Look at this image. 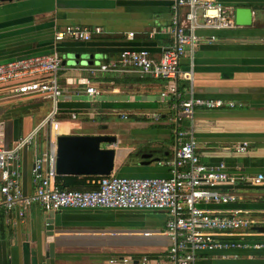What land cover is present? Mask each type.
<instances>
[{"label": "crops", "instance_id": "obj_1", "mask_svg": "<svg viewBox=\"0 0 264 264\" xmlns=\"http://www.w3.org/2000/svg\"><path fill=\"white\" fill-rule=\"evenodd\" d=\"M219 1L234 7H250L252 23L233 29L199 31L215 36V40L197 47L192 58V80L179 77L176 83L184 97L223 99L233 106L213 110L195 108L190 116H181L177 123L174 116L180 109L174 110L169 96L160 95L174 80L135 71L87 70L100 63H112L123 49H145L158 57L173 42V19L181 20L185 11L173 8L170 3L160 0L0 2V62L58 53L65 60L58 74L62 94L57 105L63 119L59 131L114 135V174L169 177L171 167L163 163L174 158L175 129H190L200 161L208 166L224 162L227 171L237 178L234 185L215 187L219 192L235 194L237 200L200 206L218 215L240 210L254 220L250 227L254 236L250 240L264 241V233L259 230L264 226V187L246 180L248 176L264 173V0ZM72 25L86 27L91 31V39L80 42L54 39L56 31ZM189 63L190 57L185 56L180 66L187 70ZM86 81L100 94L86 95L83 92ZM51 107V101L39 95L10 97L6 88L0 86L3 147H12L18 137L32 131ZM70 113H77V118L69 119ZM115 116L119 119L114 120ZM37 135L33 144L19 151L20 182L25 193L32 191L33 160L47 151L35 147ZM239 142L248 143L245 152L231 150ZM167 217L164 211L103 208L47 211L38 205L20 216L14 209L8 215L0 213V264H44L47 219H52L54 225L55 264H98L113 256L141 254H148L153 260L162 259L170 245L164 233ZM144 231L151 234H135ZM197 262L264 264V249L204 252L197 255Z\"/></svg>", "mask_w": 264, "mask_h": 264}, {"label": "built area", "instance_id": "obj_2", "mask_svg": "<svg viewBox=\"0 0 264 264\" xmlns=\"http://www.w3.org/2000/svg\"><path fill=\"white\" fill-rule=\"evenodd\" d=\"M173 8H184L182 19H173V42L154 57L147 50L123 49L117 60L88 67L95 72L135 71L153 77L174 80L161 96H169L176 112L174 121L181 116H190L195 108L219 109L233 103L223 99L184 97L178 90L176 80L180 77L192 80V58L202 42L211 43L215 36L202 34L201 30L233 29L234 9L219 0H160ZM99 29H96L98 32ZM132 34L130 33L129 36ZM88 41L91 31L79 25L66 26L54 33L61 41ZM190 57V68L183 70L180 61ZM62 68V57L56 53H40L0 62V86L6 88L10 97L39 95L51 101V110L27 135L18 137L12 147H3L0 130V210L8 215L17 209L23 216L33 205L47 211L63 208L120 209L164 211L168 215L164 233L170 245L162 259H151L148 254L137 257L113 256L98 264H199L197 255L204 252L232 249H264V241L250 240L254 220L240 210L225 214H212L201 207L202 203L234 202L238 197L231 192H219L218 185H234L236 176L227 171L224 162L208 166L196 153V141L188 128L175 129L176 149L174 158L163 164L171 167L169 177H126L117 174L101 176L98 187L91 190L60 189L55 184L56 137L60 133L62 113L57 101L62 94L58 74ZM84 93L88 96L100 91L86 81ZM70 113L69 119L77 118ZM157 117L158 115H154ZM46 127L47 151L37 156L31 165L32 191L25 193L20 182L19 151L34 143L38 131ZM247 142L231 146L234 152L242 153ZM250 184L264 187V173L248 176ZM136 235L149 236V231Z\"/></svg>", "mask_w": 264, "mask_h": 264}, {"label": "water", "instance_id": "obj_3", "mask_svg": "<svg viewBox=\"0 0 264 264\" xmlns=\"http://www.w3.org/2000/svg\"><path fill=\"white\" fill-rule=\"evenodd\" d=\"M11 1L0 0L1 3ZM252 14L250 7L236 6L234 9L235 24L250 25ZM62 63L64 64L65 60ZM115 143L116 137L110 134H59L56 137V175L105 176L111 174L114 169ZM45 228L48 232L46 239L48 244L44 264H55L52 219L46 220ZM259 230L264 233V226L259 227Z\"/></svg>", "mask_w": 264, "mask_h": 264}, {"label": "trees", "instance_id": "obj_4", "mask_svg": "<svg viewBox=\"0 0 264 264\" xmlns=\"http://www.w3.org/2000/svg\"><path fill=\"white\" fill-rule=\"evenodd\" d=\"M101 176L97 175H55V184L60 189L91 190L98 187ZM0 213H3L0 210Z\"/></svg>", "mask_w": 264, "mask_h": 264}, {"label": "rangeland", "instance_id": "obj_5", "mask_svg": "<svg viewBox=\"0 0 264 264\" xmlns=\"http://www.w3.org/2000/svg\"><path fill=\"white\" fill-rule=\"evenodd\" d=\"M114 120L116 119H119L118 116H115L113 118ZM36 120V119H35ZM38 120V119H37ZM36 120V121H37ZM40 120V119H39ZM85 127V126H84ZM87 128V126H86ZM86 129H82L81 131H84ZM47 128H42L40 131H39V134L37 135L38 138L36 140V144H35V147L40 150V151H43V150H46L47 149V143H46V139H47Z\"/></svg>", "mask_w": 264, "mask_h": 264}]
</instances>
